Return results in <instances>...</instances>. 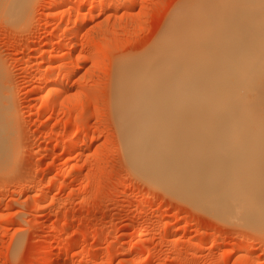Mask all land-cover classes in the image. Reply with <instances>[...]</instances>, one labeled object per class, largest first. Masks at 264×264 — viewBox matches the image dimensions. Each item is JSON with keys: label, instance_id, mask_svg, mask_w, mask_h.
I'll return each instance as SVG.
<instances>
[{"label": "rangeland", "instance_id": "374dc122", "mask_svg": "<svg viewBox=\"0 0 264 264\" xmlns=\"http://www.w3.org/2000/svg\"><path fill=\"white\" fill-rule=\"evenodd\" d=\"M51 1L30 0L29 14L15 21L0 6V86L17 115L15 162L9 171L0 167V264H264V232L147 183L124 157L113 106L115 66L123 55L137 59L148 51L174 7L187 0H126L114 9L110 4L125 0H105L111 8L94 12L88 8L94 0H87L81 13L89 16L72 50L62 32L70 5L50 7ZM76 61L79 68L64 80ZM53 70L65 89L55 109L47 100ZM216 133L207 143L211 154L232 140L222 129ZM245 235L254 242H238ZM210 238L217 241L205 244ZM241 247L247 255H236Z\"/></svg>", "mask_w": 264, "mask_h": 264}, {"label": "bare ground", "instance_id": "6f19581e", "mask_svg": "<svg viewBox=\"0 0 264 264\" xmlns=\"http://www.w3.org/2000/svg\"><path fill=\"white\" fill-rule=\"evenodd\" d=\"M1 1L12 21L21 18L24 13L29 14L30 0H0L3 8ZM86 1L75 0L76 6L73 0H55L50 3V7L70 5V12L63 17L65 26L62 32L71 50L75 48L73 41L81 36V26L86 16H89L85 15L86 12L81 13ZM98 2L94 0L88 7L89 11H102L110 4L105 0ZM185 2L183 6L178 3L179 8L174 7L177 10L172 17L169 14V23L142 56L127 59L129 57L123 55L126 58L124 61L123 56L118 57L122 60H118L120 62L115 66L113 75V106L124 157L130 169L149 184L160 186L177 196L193 198L205 204L204 209L211 215L245 227L253 233H262L264 0ZM119 3L110 5H116L114 9L127 2ZM1 8L2 16L4 10L1 13ZM73 12L77 13L75 19ZM94 53L91 58L96 59L94 63H97V54ZM70 66L64 70V80H71L79 68L77 61ZM48 73L46 75L50 84H47V100L55 109L65 89L63 91L59 86L61 84L54 70ZM1 87L0 162L4 161V165L1 162L0 167L8 170V166L13 163L10 161L16 157V138L13 134L17 128L14 125L17 115L9 93L2 92ZM44 109L46 111L47 107ZM218 129L231 135L232 140L227 139V142L214 148L216 153L211 154L207 143L216 137ZM233 136H244L248 141L240 143ZM77 146L75 141L71 149ZM251 169L253 171L248 172ZM27 186L23 182L19 191L23 193ZM253 240L246 236L239 238L238 242L248 246ZM216 241L210 238L205 244L211 245ZM246 248H239L236 255H247ZM67 250L68 246H65L61 253ZM67 262L76 263L74 260Z\"/></svg>", "mask_w": 264, "mask_h": 264}]
</instances>
